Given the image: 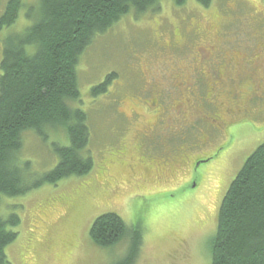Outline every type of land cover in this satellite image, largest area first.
I'll list each match as a JSON object with an SVG mask.
<instances>
[{
  "label": "rangeland",
  "instance_id": "374dc122",
  "mask_svg": "<svg viewBox=\"0 0 264 264\" xmlns=\"http://www.w3.org/2000/svg\"><path fill=\"white\" fill-rule=\"evenodd\" d=\"M7 2L0 0V12ZM25 12L0 30V63L5 38L30 22ZM89 46L77 67L76 107L89 115L93 168L0 196V216L20 217L17 238L6 246L7 264H116L133 245L129 236L108 247L90 234L96 218L111 212L140 230L133 264H212L222 200L264 143V0H212L207 7L162 0L146 14L123 16ZM109 76L106 93L93 96L91 88ZM252 90L244 101L261 112L249 122L229 131L207 118L218 111L208 104L210 94L219 101ZM152 93L161 96L154 108L147 105ZM186 96L203 98L205 112L183 128L180 120L190 116ZM173 128L170 144L179 155L158 157L157 146L166 142L155 145L152 136ZM34 134L24 135L21 153L31 163L30 181L58 163L50 141L69 142L63 129L50 130L47 139Z\"/></svg>",
  "mask_w": 264,
  "mask_h": 264
},
{
  "label": "trees",
  "instance_id": "16d2710c",
  "mask_svg": "<svg viewBox=\"0 0 264 264\" xmlns=\"http://www.w3.org/2000/svg\"><path fill=\"white\" fill-rule=\"evenodd\" d=\"M171 1L178 5L186 2ZM161 2L38 0V5L26 7L23 0H8L0 12V30L15 24L25 8L30 22L22 31L5 38L0 63V196L21 195L45 182L57 183L92 170L89 115L76 107L81 102L77 69L80 55L93 45L97 35L108 32L123 16L132 11L146 14ZM211 2L197 0L205 7ZM110 80L111 76L93 86L91 94L106 93ZM141 87L144 89L143 85ZM150 95L152 102L147 105L154 108L161 96ZM178 105L175 104V109ZM200 106L198 102L199 109ZM199 109L191 112V120L203 119L201 114L205 111ZM176 115L178 118L177 112ZM190 119L180 120L181 126L184 128ZM55 129H63L69 142L51 144L50 141V147L59 155L58 163L37 180L30 181V160L21 156L24 135L29 132L35 135V132L47 139L48 132ZM174 131V128L156 131L152 136L157 139L155 145L160 138L166 142L165 149L157 146L158 157L171 153L169 157L175 159L174 155L180 152L170 144ZM19 224L17 214L12 213L8 218L0 216V264L8 263L6 246L17 238L18 232L13 228ZM130 231L126 221L111 212L96 218L90 234L96 243L108 247L129 236L133 245L126 258L116 264H133L141 233L137 226ZM212 264H264V143L247 158L222 200L212 246Z\"/></svg>",
  "mask_w": 264,
  "mask_h": 264
},
{
  "label": "flooded vegetation",
  "instance_id": "af4514ba",
  "mask_svg": "<svg viewBox=\"0 0 264 264\" xmlns=\"http://www.w3.org/2000/svg\"><path fill=\"white\" fill-rule=\"evenodd\" d=\"M229 83H233V84H237L240 83V81L235 80L233 78H230ZM213 87V85L211 86ZM213 89L211 88V90H209L210 92ZM234 92L237 91V89H232ZM256 91V90H255ZM256 92H254V90H252V92L249 94L248 92H246L245 94L248 95V97H244L242 95V92H240V94L238 96H236V94H231L230 93V98H223L220 99L218 101V98L216 97L215 99H212V95L210 94L209 97H207L208 99V104L213 105L216 111L213 115H208L207 118L213 122L214 126L215 124L220 125V124H225V127L228 128V130L230 131V128H232V126L236 125L237 123H239L240 121H242L243 119H246L248 122L250 121V119H248V117H252L255 115H259L261 111H257L255 110L253 107H248V104L244 101V99H248L249 96L255 94ZM191 96H186V103H187V108H188V114L189 119L191 118V112L194 111V109H199L198 107V100H200L201 98L195 99L192 98L190 99ZM189 99L192 100V103L189 102ZM158 102V101H157ZM197 102V103H196ZM200 111L201 106H200ZM203 114H201V116H203ZM224 116V117H223Z\"/></svg>",
  "mask_w": 264,
  "mask_h": 264
},
{
  "label": "bare ground",
  "instance_id": "6f19581e",
  "mask_svg": "<svg viewBox=\"0 0 264 264\" xmlns=\"http://www.w3.org/2000/svg\"><path fill=\"white\" fill-rule=\"evenodd\" d=\"M203 23V22H202Z\"/></svg>",
  "mask_w": 264,
  "mask_h": 264
}]
</instances>
